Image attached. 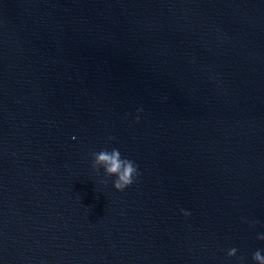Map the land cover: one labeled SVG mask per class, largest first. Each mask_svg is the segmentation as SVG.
Listing matches in <instances>:
<instances>
[{
  "label": "water",
  "instance_id": "1",
  "mask_svg": "<svg viewBox=\"0 0 264 264\" xmlns=\"http://www.w3.org/2000/svg\"><path fill=\"white\" fill-rule=\"evenodd\" d=\"M194 75L264 145V0H101Z\"/></svg>",
  "mask_w": 264,
  "mask_h": 264
},
{
  "label": "clouds",
  "instance_id": "2",
  "mask_svg": "<svg viewBox=\"0 0 264 264\" xmlns=\"http://www.w3.org/2000/svg\"><path fill=\"white\" fill-rule=\"evenodd\" d=\"M139 117H137L138 121ZM108 139L114 140L115 137L109 136ZM92 169L99 174V170L103 168L104 174L107 177H115L113 180V187L117 191H124L127 187L134 183V180L139 176L138 165L134 161L127 158H122L118 148H113L111 151L102 149L98 152H92ZM106 183V181H102ZM184 216H190L191 213L181 209ZM259 240H264V234L257 237ZM238 249L233 247L227 250L229 257L237 255ZM243 261L244 257H239ZM255 264H264V255L261 250H256L252 256Z\"/></svg>",
  "mask_w": 264,
  "mask_h": 264
}]
</instances>
